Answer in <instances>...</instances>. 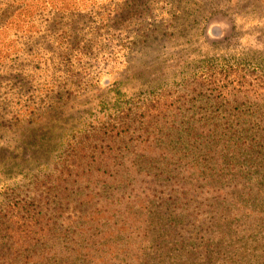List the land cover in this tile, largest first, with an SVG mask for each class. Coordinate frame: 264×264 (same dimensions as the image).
<instances>
[{
    "label": "rangeland",
    "instance_id": "374dc122",
    "mask_svg": "<svg viewBox=\"0 0 264 264\" xmlns=\"http://www.w3.org/2000/svg\"><path fill=\"white\" fill-rule=\"evenodd\" d=\"M24 1L0 0V210L50 192L49 214L77 220L86 190L68 202L57 185L63 174L77 176L81 139L154 97L164 122L187 110L224 123L211 73L234 90L228 115L259 104L253 93L264 87V0H27L31 9ZM28 13L35 22L22 21ZM181 154L188 162L206 157L200 149ZM107 197H95L96 205Z\"/></svg>",
    "mask_w": 264,
    "mask_h": 264
},
{
    "label": "trees",
    "instance_id": "16d2710c",
    "mask_svg": "<svg viewBox=\"0 0 264 264\" xmlns=\"http://www.w3.org/2000/svg\"><path fill=\"white\" fill-rule=\"evenodd\" d=\"M20 5L31 9L27 0ZM217 76L207 78L224 123L187 110L164 122L154 97L81 139L77 176L63 174L57 185L68 202L86 190L77 220L49 214L50 192L2 205L0 264H264V87L253 93L256 109L231 116L225 103L236 95ZM252 117L258 124H247ZM197 149L206 156L201 162L179 157Z\"/></svg>",
    "mask_w": 264,
    "mask_h": 264
}]
</instances>
